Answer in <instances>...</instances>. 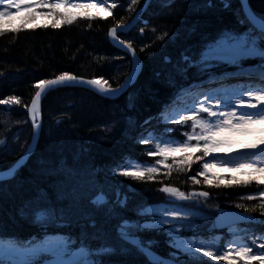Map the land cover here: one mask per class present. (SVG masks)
Here are the masks:
<instances>
[{"label":"snow or ice","instance_id":"6c2138e0","mask_svg":"<svg viewBox=\"0 0 264 264\" xmlns=\"http://www.w3.org/2000/svg\"><path fill=\"white\" fill-rule=\"evenodd\" d=\"M150 2L143 0L141 4V0H127L126 10L140 16L136 6L146 8ZM204 2L211 5V0ZM168 3L169 0H165V5ZM239 3V8L234 10L236 26L202 33L198 42L181 54L180 74L188 79L189 69H195L196 79L187 85H177L174 79H169L167 83L173 87L169 100L155 116L148 117L139 126L141 130L135 143L146 145L144 151L154 162L131 158L130 162L116 165L115 171L109 169L103 180L99 178L100 169L78 157L71 162L65 158L54 163L41 162L36 171L45 178L47 187H37L18 209L37 231L28 237L0 231V264H212L213 261L264 264V221L257 226L259 218L252 215L259 212L260 217H264V187L241 197L258 203H237L235 207L242 212L230 216L219 204L209 203L210 191L203 188L184 191L158 180L162 169L164 177L168 178L173 172L187 173L197 164L198 171L187 177L192 185L219 189L247 186L254 180L258 186H264V176L254 175L264 174V146L245 145L246 150H234L235 154L214 155L232 143L229 134L248 133L253 125L264 124V13H256L249 0H239ZM61 6L106 8L109 16H113V9L124 7L118 0H87V3L81 0H0V35L9 33L4 18L11 16L13 10L47 9L41 14L60 18L53 20V28L60 22L71 24L74 17L59 12ZM223 6L230 7L229 0H223ZM113 20L108 37L115 46L131 54L132 67L123 83L113 87L103 75L85 79L69 71H62L51 79H38L33 85L35 92L30 103L24 104L31 118L32 138L12 165L0 169V194L35 152L32 141H37L43 130L40 120L43 95L57 86H79L89 87L105 99H116L126 94L138 78L142 64L138 69L136 49L130 39L121 38L126 36V30L130 31L129 23H125L123 17L116 20L113 16ZM11 31H18V27ZM140 32L143 34L144 29ZM173 35L162 31L156 39L164 41ZM164 59L169 60L167 56ZM252 59L258 61L256 72L242 67L245 60ZM222 67L233 71L218 74L217 70ZM240 77H248V82L234 86L225 83ZM253 77L258 83H252ZM181 95L190 96L191 103L175 107ZM21 103L17 95L0 99V105ZM180 128L189 129L181 133L183 138L173 135ZM260 145H264V139ZM7 146V142L0 139V151ZM217 165L229 171H248L249 180L220 176L213 171ZM109 175L141 183L158 182L161 186L156 191L165 194L167 199L139 203L129 209V194L113 186L107 179ZM201 208L209 210L207 216H198L192 211ZM128 211L133 215H126ZM111 221L115 223L106 227ZM218 229H227L231 238L222 243L223 233H218ZM147 232L166 236L170 249L167 256L155 250L154 245L158 243L155 237L144 238L142 234ZM118 256L134 259H113Z\"/></svg>","mask_w":264,"mask_h":264},{"label":"trees","instance_id":"16d2710c","mask_svg":"<svg viewBox=\"0 0 264 264\" xmlns=\"http://www.w3.org/2000/svg\"><path fill=\"white\" fill-rule=\"evenodd\" d=\"M118 2L124 7L113 9V16L116 20L123 17L125 23H129L136 13L126 10L127 0ZM229 2L230 7L226 8L223 0H211L210 6L204 0H169L167 5L165 0H153L137 26L126 36H121L132 41L143 68L137 82L119 98L105 99L92 91L75 87L50 90L42 103L43 130L37 149L0 194V231L22 237L37 231L26 222L18 209L35 193L37 187H47L45 178L37 175L36 171L41 162L54 163L61 158L71 162L74 157H78L100 169L101 180L109 169L115 171L116 165L130 162L131 158L145 163L154 162V158L148 157L144 151L147 146L135 143V137L141 130L139 126L148 117L155 116L161 105L169 100L173 93V87L167 83L169 79H174L177 85H187L196 79L195 69H189L188 79L180 74L181 54L190 45H195L202 33L237 25L234 10L240 6L239 0ZM249 2L256 13H264V0ZM136 7L141 10L140 4ZM113 16L78 19L71 24L62 22L56 28L46 25L18 29L0 35V99L17 95L22 101L10 111L0 105V139H4L8 145L0 151V169L12 165L31 141L32 129L24 104L30 103L35 92L33 85L38 79H51L62 71H69L85 79L103 75L113 87L123 83L131 69V59L125 52L115 48L107 35L114 23ZM141 28L144 29L143 34ZM153 29L157 31L153 32ZM162 31L175 35L164 41L157 40L156 36ZM166 56L168 61L164 59ZM255 61L258 63L257 60H245L242 66ZM190 103L191 98L181 95L174 106L182 107V104ZM151 123L155 124V121ZM183 129L180 128L173 135L180 137ZM262 139L264 131L257 133L256 144ZM163 171L158 176L159 181L184 191L193 188L208 190L209 203L219 204L221 208L242 211L235 207L237 203L250 205L259 202L241 198L258 190L254 180L247 186H221L217 189L191 184L187 177L196 173L197 164H193L187 173L173 172L168 178L164 177ZM198 178L202 180V177ZM107 179L113 186H119L122 193L129 194V209L139 203L167 199L165 194L156 191L161 186L158 182L141 183L110 175ZM239 180H249V175ZM109 195H113L112 191ZM201 209L209 213L207 208ZM252 214L260 217L259 212ZM126 215L132 216L133 213L128 211ZM111 223L115 221L106 227H110ZM217 232L223 233V238L227 240L225 231ZM142 235L145 239L155 237L158 241L154 245L155 250L162 256L168 255L170 249L163 233L147 232ZM113 259L131 260L134 257L118 256ZM221 262L217 264H223Z\"/></svg>","mask_w":264,"mask_h":264},{"label":"rangeland","instance_id":"374dc122","mask_svg":"<svg viewBox=\"0 0 264 264\" xmlns=\"http://www.w3.org/2000/svg\"><path fill=\"white\" fill-rule=\"evenodd\" d=\"M81 2L83 3H87V0H81ZM43 11H47V9H40L37 8L33 11H29L27 9H23L20 11H15L13 10L12 15L9 17L4 18V25L6 28L9 29V31H11L12 28H17L18 29H31L34 27H39V26H46V25H52L53 20H57L59 21V17H52V16H45L42 15L41 13ZM59 12L64 13L66 15H70L72 17H74L73 22L77 21L78 19H89V17L93 18V17H107L109 15V11L106 8H99V7H93V8H73V7H65V6H61L58 9ZM62 23V22H60ZM247 65V64H246ZM255 65V64H253ZM254 66L252 67H247V68H243L246 71L249 72H256L258 69L255 68ZM224 71H233L232 68H221L218 69L217 72L218 74L220 72H224ZM248 82V77H245L244 80L241 81H237L234 82L232 81L231 84L228 85H237L240 83H247ZM257 83V79L255 77L252 78V83L255 84ZM227 84V81L225 82ZM215 87V86H213ZM187 96L188 98H190V96L188 95H184ZM185 105L182 104V107H184ZM189 129L184 128V131H187ZM264 131V124H260L257 123L255 125L252 126V130L248 133H233V134H229L230 139L232 141L231 144H229L228 146H226L225 148H222L220 150L219 153H216L214 155H223V154H235L234 150H246L245 149V145H257V146H264V145H260V142L256 144L257 140H256V136L258 132H262ZM182 132V133H183ZM181 138H183L182 136H180ZM199 153H197L198 155ZM207 159V158H205ZM198 171V168H197ZM214 172H216L218 175L223 176L225 178H231V177H237L238 179H243L246 176H248V171H229L227 168H222L219 165H217V167L213 170ZM250 171V170H249ZM255 176H264V174L261 173H254ZM259 187H264V186H258L257 185V189ZM248 195V194H246ZM244 195V196H246ZM222 209V208H221ZM193 212H197L198 216H207L208 213L205 212V210L203 209H192ZM260 219V223L261 221H264V218L262 217L259 218ZM260 224L257 222V226H259ZM227 233V231H225ZM228 235V239L231 238V235L229 233H227ZM223 241H226L225 238H223ZM222 241V243H223ZM255 252V249H254ZM220 262H215L213 261L212 264H217ZM223 264H225V262H221ZM252 264H257L256 261H252Z\"/></svg>","mask_w":264,"mask_h":264},{"label":"water","instance_id":"95a60500","mask_svg":"<svg viewBox=\"0 0 264 264\" xmlns=\"http://www.w3.org/2000/svg\"><path fill=\"white\" fill-rule=\"evenodd\" d=\"M152 1H153V0H151V2H152ZM151 2H150V4H151ZM150 4H149L146 8H141V10H140V16H136V15H135L134 19L129 23L130 30H132V29L138 24L140 18L145 14V12L147 11V9H148V7L150 6ZM126 32H128V30H126ZM109 39H110V38H109ZM110 42H111V44H112L115 48H117L118 50H121L118 46H115V45L112 43L111 39H110ZM121 51H122V50H121ZM123 52H125V51H123ZM125 53H126V52H125ZM127 55H128V56L130 57V59H131V54L128 53ZM137 56L139 57L138 54H137ZM136 64H137V68H138V69L140 68V65H141V64H142V68H143V62H142V60L140 59V57H139V59L137 60ZM131 67H132V61H131ZM141 72H142V71H141ZM141 72H140V74H141ZM140 74L138 75V78H139ZM138 78H135V82L132 83V84L128 87V89H129L131 86H133V85L137 82ZM58 87H63V86H57V87H55V88H58ZM75 88L86 89V90H89V91H92V92L98 94L95 90H93V89H91V88H89V87H79V86H77V87H75ZM53 89H54V88H53ZM128 89H127V91H128ZM51 90H52V89H51ZM48 92H49V91H48ZM48 92H47L45 95H43V97H42V100H41V109H42V103H43V100H44V98L46 97V95L48 94ZM121 96H122V95H121ZM119 97H120V96H119ZM119 97H118V98H119ZM40 120H41V123H42V125H43L42 114H41ZM29 121H30V124H31V118H30V117H29ZM40 136H41V134H40ZM40 136L37 138V141H32L33 146H34V148H35V151H36V149H37V146H38V143H39V140H40ZM31 138H32V137H31ZM34 153H35V152H34ZM222 210H223V212H224L226 215H230V216H234V215L240 213L239 211H235V210H229V209H222Z\"/></svg>","mask_w":264,"mask_h":264},{"label":"bare ground","instance_id":"6f19581e","mask_svg":"<svg viewBox=\"0 0 264 264\" xmlns=\"http://www.w3.org/2000/svg\"><path fill=\"white\" fill-rule=\"evenodd\" d=\"M152 3V2H151ZM151 5V4H150ZM150 7V6H149ZM149 7H148V9H149ZM147 9V10H148ZM245 79V77H240L239 79H230V80H228L227 81V84H231V82L232 81H234V82H237V81H241V80H244ZM255 83V82H254ZM257 83H258V80H257ZM256 84V83H255Z\"/></svg>","mask_w":264,"mask_h":264},{"label":"built area","instance_id":"2783aa9c","mask_svg":"<svg viewBox=\"0 0 264 264\" xmlns=\"http://www.w3.org/2000/svg\"><path fill=\"white\" fill-rule=\"evenodd\" d=\"M11 106H13V104L12 105H7V107H11Z\"/></svg>","mask_w":264,"mask_h":264}]
</instances>
